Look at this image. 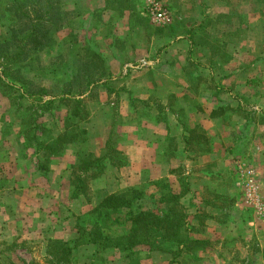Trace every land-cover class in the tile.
Here are the masks:
<instances>
[{
  "label": "rangeland",
  "instance_id": "1",
  "mask_svg": "<svg viewBox=\"0 0 264 264\" xmlns=\"http://www.w3.org/2000/svg\"><path fill=\"white\" fill-rule=\"evenodd\" d=\"M228 1L231 14L214 15L198 33L206 46H167L174 55L187 51L188 60L175 59L169 67L178 64L187 74L154 76L142 69L146 65L141 58L152 53L156 59L170 38H157L160 35H155V28L146 27L147 20L152 26L163 27L147 15L149 0H109L106 12L101 10L103 0H62L71 16L70 24L62 29L66 47H56L25 68L20 67L28 60L23 64L12 61L15 75L22 81L15 87L0 81V264H264V0ZM167 4L175 13L180 36H185L190 23L196 21L195 5L184 1L173 4L171 0ZM128 7V14L124 13ZM217 9L212 8L214 12ZM124 18L132 33L127 25L115 28L116 21ZM140 18L144 20L138 25ZM10 23V19L0 18V39L9 38L13 43ZM129 34L135 40L132 62L143 67L117 84L138 88L136 96L130 98L138 133L143 132L142 119L147 115L162 118L159 103L163 102L176 113L180 128L190 137L188 146L200 155L191 162L185 154L175 155L170 147L172 175L160 165L156 179L132 188L142 193L135 208L185 216L183 234L189 233L199 243L178 244L159 232L152 236L151 245L140 246L135 252L125 249L124 256L97 246L94 250L81 247L67 258L59 242L72 238L74 232L90 229L97 221L93 209L103 195L91 191L93 172L83 171L92 159L83 164L76 157L53 160L38 145L47 141L49 133L37 125L51 129L55 119L63 118L66 111L73 113L75 106L55 101L45 107L36 103L48 97L25 98L21 93L32 86L60 93L67 87L66 81L73 79L65 81L55 71L52 62L58 55L71 59L68 68L75 75L79 61L87 59L86 53L92 50L106 51L110 57L121 55ZM114 63L121 62L112 57L104 69ZM6 81L11 78L7 76ZM106 82L101 80L80 96L82 118H73L70 141L78 143L86 138V124L96 127ZM157 83L161 87L149 98L147 87ZM73 94L79 95L77 89ZM141 96H148V101H141ZM109 120L104 129L107 133L125 123L119 116H109ZM207 129L213 134L208 135ZM209 149L215 152L204 156ZM190 169L197 175L190 176ZM191 182L197 189L196 198L210 204L196 203V194L189 191ZM112 223L108 232L121 235L123 228Z\"/></svg>",
  "mask_w": 264,
  "mask_h": 264
},
{
  "label": "trees",
  "instance_id": "2",
  "mask_svg": "<svg viewBox=\"0 0 264 264\" xmlns=\"http://www.w3.org/2000/svg\"><path fill=\"white\" fill-rule=\"evenodd\" d=\"M0 14L1 19H10L9 32L14 40L12 43L9 38L0 39V81L7 83V86L15 87L16 83L22 81V77L15 75L17 71H14L11 62L23 64L28 60L23 67H20L25 68L31 65L32 61L40 60L42 55L52 53L56 47L64 45L66 47L63 39L65 34L62 29L70 24L71 16L70 12L63 8L62 0H0ZM205 18L203 13L200 22L189 30L195 46L207 45L201 35H198L207 28V23L211 20H205ZM143 20L140 18L138 25H141ZM146 22H148L146 27L155 28V35L161 37L176 38L180 33L179 29L174 26L155 27L150 25L148 20L144 23ZM70 52H72L71 49ZM86 57L87 59L79 61L81 66L75 75L71 74L68 68L71 59L68 60L65 54L58 55L55 62H52L55 71H58L57 74H62L65 81L67 78L73 79L66 81L65 87H67L60 93H53L44 86H36V89L32 86L26 91L23 89L21 93L25 98L48 97V100L36 103L45 107H49L55 101L75 106L73 113L66 111L63 118L55 119L53 128L37 125L40 131L49 133L47 141H40L38 145L40 149L46 150L45 154L50 158L62 156L64 151L74 143L69 139L68 130L73 125L74 117L82 118V102L79 98L84 96L92 86L95 88L105 77L102 70H105L106 60L101 53L92 50L91 53H86ZM7 76L11 78V81H6ZM252 82L255 83V81ZM76 84L79 87H76ZM74 89H77L78 96L73 94ZM101 162L102 160L97 161L98 164ZM141 197L142 193L139 194L136 189L104 194L93 209L97 221L90 229H82L76 240L59 242L62 244L65 257L70 258L75 248L85 244H95L102 249L118 247L123 250L151 245L152 236L159 232H162L163 238L178 244L199 243L196 239H192L189 233L183 234L185 216L172 213L160 214L153 210L135 208L137 200ZM111 220L112 224L123 228L121 235L116 237L108 232Z\"/></svg>",
  "mask_w": 264,
  "mask_h": 264
},
{
  "label": "crops",
  "instance_id": "3",
  "mask_svg": "<svg viewBox=\"0 0 264 264\" xmlns=\"http://www.w3.org/2000/svg\"><path fill=\"white\" fill-rule=\"evenodd\" d=\"M106 1L102 5V11H109V0ZM165 3L169 8L170 6L167 4L168 0H160ZM174 3L184 1V3L194 4V12H195V22L190 23V28L194 27V25L200 22V17L204 13L205 20H209L213 18L214 15L219 16H229L231 14V10L229 9V1L228 0H171ZM178 5V4H177ZM176 5H173L175 7ZM212 8L217 9L216 12L212 10ZM128 7L124 10V13L128 14ZM175 9V8H174ZM171 10V8H170ZM177 10V9H176ZM176 12V11H175ZM171 18L170 21L167 22H158L162 23L163 27L165 26H174L176 28L179 27L176 22L175 13L171 10ZM80 12H78L77 18L80 17ZM148 15V14H147ZM125 20V21H124ZM212 20V19H211ZM115 28H124L127 25V30L132 33L131 27L128 26L127 19H121L119 22L116 21ZM122 24V27L120 26ZM174 24V25H170ZM181 26V25H180ZM136 27V26H134ZM166 28V27H165ZM133 29V28H132ZM179 35L176 38H170L168 42L166 41V48L161 55H158L155 59V56L150 53L146 56L142 57L143 65L133 64V60L135 58V52L132 49L135 44V40L132 39L131 35H124L125 38V51L121 55L113 54V56H109L106 51H101V55L104 57L106 61L114 59L120 61V64H115L112 66H108L105 70H102L105 78L102 81L109 83H103L105 85L104 93L106 94L105 99L101 101L102 110H100L97 115V124L96 127L94 124H86V138L79 140V142L72 143L62 154L63 158H79V164L84 163L86 159H92L93 161H88L83 168V171L87 173H92L91 179L89 182V186L91 191H97L98 194H111L127 191L132 188H137L143 186L142 182H146L147 180H154L159 175L160 165L163 166V169H167V175H172L173 170L169 169L170 162L173 163L174 158L170 154V147L175 152L174 154H185L187 159L196 160L200 158L199 153H194L192 148L188 146L190 137L182 131L180 120L176 113L170 110L169 107L166 106L165 103H159V107L163 109V116L158 117L154 114H149L145 118H141L143 123V132L140 131L138 133L139 125L137 124L135 109L133 104L131 103V99L136 96V90L138 89L135 86L127 85H118V82L128 79L131 72H137L141 67L142 69H146L147 73L154 74V76H167L168 74L174 75H186L187 71H184L185 68L181 67L178 64H174L176 67L169 68L175 59H181L183 61L188 60L187 51H180L179 53H174L169 51L168 45L178 44L181 45L187 44V46H195L193 44V40L191 39V34L189 32L186 35ZM149 35H152L149 33ZM157 36V35H156ZM152 37L155 38L154 35ZM157 38H164L158 37ZM116 40V39H115ZM152 41H154L152 39ZM115 49V48H113ZM138 58V57H136ZM140 60V59H139ZM178 65V66H177ZM199 66V65H198ZM112 78L110 79V77ZM161 84H153L150 88V96L153 95V92L156 89H159ZM116 95V98L114 96ZM134 93V94H133ZM109 98V100H108ZM131 98V99H130ZM139 98V97H138ZM148 96H141V101H148ZM107 100V101H106ZM162 101V100H159ZM154 106V105H153ZM153 112V111H151ZM108 116V117H106ZM109 116L120 117L124 120V124L117 126L116 131H109L107 133L105 129L106 123L109 120ZM96 118V119H97ZM100 119L103 121L100 122ZM110 121V120H109ZM108 121V122H109ZM216 120H214L215 122ZM101 125H100V124ZM111 123V122H110ZM210 122H208L209 124ZM103 125V126H102ZM112 125V123H111ZM205 125V124H204ZM138 126V128H137ZM207 126V125H206ZM112 130V128H111ZM208 130V135L213 134ZM119 131V132H117ZM85 141V142H84ZM79 145L81 151H77L76 145ZM77 145V146H78ZM215 152L214 149H209L207 152L202 153L204 156L211 155ZM61 157V156H59ZM59 157H51V159L56 160ZM101 163H97V161ZM163 162V163H162ZM97 166H96V165ZM164 164V165H163ZM53 169V168H52ZM162 169V170H163ZM82 170V169H81ZM154 172V173H153ZM189 175L194 177L197 175L196 171L190 169ZM150 178V179H149ZM154 184V183H153ZM93 191V192H94ZM191 191L192 196L195 195L197 197V189L195 188L193 182H191V187L189 189ZM190 193V192H189ZM197 199V198H196ZM100 201V199H99ZM98 201V202H99ZM197 204H210V202L205 199H197ZM97 204V203H96ZM79 234L74 232V236L70 239L64 241H73L78 238ZM97 248L95 244H85L81 245L74 249V251L79 248ZM99 248V246H98ZM141 247L132 248L133 252L139 251ZM102 249V248H100ZM104 249V248H103ZM111 251V254L117 256H124L123 254L126 252L123 249L118 247L113 248H105ZM99 250V249H98ZM125 262V261H124Z\"/></svg>",
  "mask_w": 264,
  "mask_h": 264
},
{
  "label": "built area",
  "instance_id": "4",
  "mask_svg": "<svg viewBox=\"0 0 264 264\" xmlns=\"http://www.w3.org/2000/svg\"><path fill=\"white\" fill-rule=\"evenodd\" d=\"M146 12L156 22L170 21L172 15L170 8L160 0H149Z\"/></svg>",
  "mask_w": 264,
  "mask_h": 264
}]
</instances>
